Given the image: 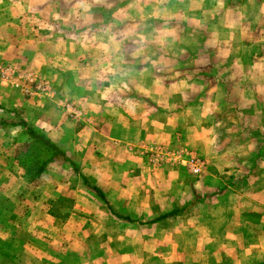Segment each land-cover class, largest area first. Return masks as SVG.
<instances>
[{
  "label": "crops",
  "instance_id": "1",
  "mask_svg": "<svg viewBox=\"0 0 264 264\" xmlns=\"http://www.w3.org/2000/svg\"><path fill=\"white\" fill-rule=\"evenodd\" d=\"M81 1L83 5L86 3ZM247 3L253 5L249 12L254 11V15L243 9L242 5ZM247 3L130 0L124 10L117 8L111 15L113 28L104 29L100 24L77 32L69 23L71 0H0V64L12 63L19 72H37L41 77L37 81L47 85L28 97L15 84L0 79V115L5 118L6 110L20 111L30 126L44 133L72 160L82 159L87 152L95 161L101 159L96 172L103 169L104 178L111 182L115 170L123 174L145 167L147 160L143 158L142 162L137 157L142 143H166L170 147L191 149L203 164L202 171L195 174L201 176L207 170L205 165L215 161L220 141L216 131L218 122L226 124L231 119L236 125L234 134L241 133L246 138L245 144L236 147L247 149L255 144L254 156L247 153L236 156L245 164L246 175L252 180L244 191L254 199V204L251 209L242 208L240 221L224 220L216 226L207 222L203 227L207 231L201 233L205 239L203 245H209L206 258L214 264H262L264 186H254L264 179V144L257 141V134L246 137L249 129L243 118L247 109L256 118L264 116V67H257L264 38L260 28L264 23L260 7L264 3L260 0ZM193 4L201 8L194 10ZM184 5L191 9V20L183 15ZM53 7L58 8V19L64 24L47 12ZM120 13L125 16L118 17ZM206 13L209 18L203 17ZM74 15H78L74 16L75 20L85 19L80 14ZM204 19L209 22L197 26ZM249 20L254 23L247 25ZM53 22L59 24L50 25ZM124 22L127 29L122 34ZM151 22L158 24L153 32ZM172 32L177 37V46L159 42L161 36ZM152 37L156 39L153 41ZM206 37L220 42L228 39L229 53L235 58L233 65L239 70L256 67L258 71L251 76L238 73L242 90L232 88L233 80L228 77V69H235L234 66L230 63L221 68L220 58L210 49H204L208 44ZM237 97L238 104L233 106L232 100L236 102ZM66 101L80 109L78 118H71L62 108ZM17 128L0 125V264L17 262L23 247L44 245L36 234L42 227L40 218L44 221L47 211L38 203L46 196L44 179L51 164L38 184L31 185L23 179L22 168L12 156ZM23 184L28 185L25 191ZM107 192L102 190L112 206ZM11 202L22 204L8 210L4 204ZM20 210L22 218L21 215L16 218ZM146 222L142 224H150ZM28 228L20 240L17 234ZM215 228L223 230L221 236L214 237L210 229Z\"/></svg>",
  "mask_w": 264,
  "mask_h": 264
},
{
  "label": "rangeland",
  "instance_id": "2",
  "mask_svg": "<svg viewBox=\"0 0 264 264\" xmlns=\"http://www.w3.org/2000/svg\"><path fill=\"white\" fill-rule=\"evenodd\" d=\"M129 1L100 0L98 3L94 1L89 3L86 0L83 5L81 0H71L70 12L72 20L69 22L71 29L78 32L82 28L86 30L94 29L95 25L100 24L103 28L105 27L104 29H111L114 26L111 23V15L117 8L124 10ZM240 1L241 3L248 2V0ZM260 2L264 3V0H260ZM242 6L243 9L246 8L249 12L251 10L250 7L253 5L247 3ZM192 8L196 10L201 7L193 4ZM260 8L264 12V5ZM190 10L187 5L182 7L184 17L187 16L191 20ZM47 12L55 16L54 20L62 22V19H58V8L53 7ZM249 13L254 15L255 12ZM74 14H80L85 19L75 20L73 19L74 16L78 15ZM124 16V13H120L118 17L122 18ZM203 17L209 18L210 16L206 13ZM207 22H209V19H204L202 25H197V22L195 24L204 26ZM66 23L67 21H65ZM188 23H190L189 20ZM253 23L249 20L247 25ZM51 24L59 23L53 22ZM149 24L152 32L158 25L157 23L153 25L152 22ZM122 25V34H125L127 29L125 22ZM189 28L187 27V29ZM249 28L250 26H248ZM260 28L262 37H264V23H262ZM189 30L192 31V28ZM86 35L89 37L87 32ZM176 38L172 32L167 36H161L159 42L165 41L166 44L177 46L179 43ZM151 39L154 41L156 38L152 37ZM193 39L195 40L194 37ZM205 40L208 42L206 44L208 48L204 47V49H210L217 56V59L220 58L219 66L221 68H225L230 63L234 66L235 69H228V77L233 80L232 88L242 90V86L238 83V73L251 76V74L258 71L256 67H244L243 70L235 67L233 65L235 58L232 53H229L231 48L230 41L227 42L228 39L220 42L214 37H206ZM261 44V60L258 61L260 64L257 65L260 69L264 67V38ZM232 56L233 58H231ZM6 64L15 67L12 63H3V65ZM251 64H253V61ZM13 70L19 72L16 67ZM21 73L35 74L36 78H41L37 72L22 71ZM7 78L6 82L15 84L17 89L22 92L28 86L25 82L22 83L15 80V78ZM239 93L237 96H239ZM23 95L28 96L24 92ZM233 96L236 97L235 95ZM237 100L238 97L236 102L232 100L233 106L238 104ZM0 116H2L0 119L1 127H18L12 144L15 145V148L12 149V156L16 159L17 155L23 152L30 142L24 129L16 125L23 119L22 113L11 109L6 110L5 118H3L2 114ZM230 120H227L226 124L218 122L216 131L219 134L220 141H218V148L216 149V154H214L215 161L208 164L207 167L205 165L207 170L205 169L201 176L193 174L183 161L172 162L170 160L162 163L150 161V156L148 157L150 149L147 146L154 148L161 145L164 147L162 149H164L163 157L165 158H172L171 156L175 152L181 153L183 156L185 152H192L191 149L170 147L166 143H158V145L153 143L139 144L141 148L137 157L142 162L143 158L147 160V162H144L145 167H136L135 170L123 174L115 170L113 182L104 178L103 169L99 170L98 173L96 172V166L101 164L99 163L101 159L98 158L95 161L90 157L89 152L82 159L73 158L80 174L87 179L89 186L83 182L81 176L69 164H65L61 158L56 159L48 167L45 174L46 191L44 193H46V196L38 203L39 205L43 204L44 211H47L43 216V218L45 217L44 221L40 218L43 223L36 234L44 245L40 244L39 247L35 245L34 248H31V246L23 247L18 252L19 256H17V262H14V264H214L213 260L206 258L209 245H203L205 239L201 233L207 231L203 227L206 226L207 222L216 226L218 222L224 220L240 221L239 212L242 208L248 210L253 208L254 204L252 201L254 199L246 196L244 191L246 185L250 187L252 180L249 181L245 164L236 156L246 153L247 155L255 154V144H253V148H237V145L245 144L244 140L246 138L241 133L234 134L233 131L236 125H233L234 122H230ZM243 121H246L250 134H247L246 137L252 138L257 134L255 136L257 141L260 140V143L264 144V116L256 118L250 109H247ZM254 128L257 133L253 130ZM20 129L22 130L21 134L19 133ZM143 146L144 148H142ZM262 155H264V150ZM88 163L90 164L89 167H87ZM94 164H96L95 167ZM21 170L22 177L27 183L36 185L41 182L38 179L34 183H30L24 169L22 168ZM97 176L98 179L96 178ZM261 185L264 186V179L260 180L254 187H261ZM27 186L23 184L24 191ZM92 187H98L104 192L108 191L113 210L137 222L149 221L171 211L173 208L196 199L199 201L202 199V201L194 209L186 210L178 214L177 217L170 218L165 222L157 224L128 223L111 214L108 206L104 204ZM224 190L227 192H224ZM62 191L65 194L64 196H62ZM224 193L227 194L223 197ZM52 195L55 196L54 200ZM21 204L20 202H11L4 205L8 210H12L14 206L16 208ZM46 207L48 210H45ZM17 212L16 218L22 214L21 210ZM20 218H22V215ZM29 229L19 231L17 235L20 240L24 238ZM34 229L36 230L37 228ZM210 231L214 237L217 235L221 236L223 232L219 228L210 229ZM244 255L246 257V254Z\"/></svg>",
  "mask_w": 264,
  "mask_h": 264
},
{
  "label": "trees",
  "instance_id": "3",
  "mask_svg": "<svg viewBox=\"0 0 264 264\" xmlns=\"http://www.w3.org/2000/svg\"><path fill=\"white\" fill-rule=\"evenodd\" d=\"M16 125L21 126L24 129L25 134L30 139L27 148L23 152H20L16 157V162L21 168L24 169L26 177L30 183H34L36 180L40 179L47 167L56 159L61 158L64 162L70 164L72 169L81 176L83 182L89 186L87 179L80 174L76 163L72 159L67 157L65 152L60 149L54 142H52L44 133L34 129L24 119H21L19 124ZM92 189L104 201V203L108 206L111 214H113L116 218L129 223H143L141 221L137 222L136 220L128 216H123L116 213L111 208L102 191L98 187H92ZM197 201L198 200L196 199L192 202H188L184 205L173 208L171 211L163 213L147 221L146 223L152 224L169 217L177 216L178 214L191 208Z\"/></svg>",
  "mask_w": 264,
  "mask_h": 264
},
{
  "label": "built area",
  "instance_id": "4",
  "mask_svg": "<svg viewBox=\"0 0 264 264\" xmlns=\"http://www.w3.org/2000/svg\"><path fill=\"white\" fill-rule=\"evenodd\" d=\"M13 69L14 68L10 65L0 64V79L7 80V77H10V79L15 78V80L21 81L22 83L25 82L26 84H28V86L23 89L24 94L31 96L34 91L44 90L47 88V85L45 83H39L37 81L38 77L36 78L35 74H22L21 72H15V70ZM62 107L71 118H78L80 116V109L77 108L73 103L69 101L63 102ZM162 148L164 147L155 146L154 148H150L148 152L150 161L154 163L169 162L170 160H172V162L183 161L185 165L190 168V171L193 174H199L202 171V162L197 156L193 155L192 153L185 152V155L183 156L181 153L175 152V154H172V158H165L163 157L164 149Z\"/></svg>",
  "mask_w": 264,
  "mask_h": 264
}]
</instances>
